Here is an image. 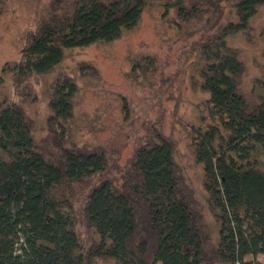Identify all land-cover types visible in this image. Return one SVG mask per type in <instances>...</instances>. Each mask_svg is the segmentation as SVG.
I'll return each mask as SVG.
<instances>
[{
    "label": "trees",
    "instance_id": "1",
    "mask_svg": "<svg viewBox=\"0 0 264 264\" xmlns=\"http://www.w3.org/2000/svg\"><path fill=\"white\" fill-rule=\"evenodd\" d=\"M150 5L160 6L178 30L201 26L186 60L192 84L208 94L192 145L218 223L214 242L164 135L136 149L119 183L104 179L89 186L79 212L76 196L107 170L108 157L72 140L79 91L74 78L59 75L48 88V149L36 142L25 113V101L37 98L33 78L56 70L69 49L112 42L136 29ZM262 5L264 0H49L27 32L19 60L3 69L21 100L0 97V264H264L256 259L264 255V63L245 89L246 62L231 43L237 35L250 36ZM257 33L264 41V27ZM78 221L91 235L86 243Z\"/></svg>",
    "mask_w": 264,
    "mask_h": 264
},
{
    "label": "rangeland",
    "instance_id": "2",
    "mask_svg": "<svg viewBox=\"0 0 264 264\" xmlns=\"http://www.w3.org/2000/svg\"><path fill=\"white\" fill-rule=\"evenodd\" d=\"M48 2L0 0V97L21 100L12 76L3 69L19 60L26 34L35 27L38 12ZM252 23L250 36L240 34L231 39L246 62L243 86L247 90L264 63V41L257 33L264 27V5ZM200 29V25H193L178 30L163 16L160 6L150 5L136 29L112 42L69 49L56 70L32 79L37 98L27 99L24 109L38 145L45 149L53 145L47 122L48 88L51 81L65 74L79 87L74 98L72 140L81 147L101 149L108 157L107 170L97 174L76 196L79 212L89 186L104 179L119 183L136 149L161 133L173 146L178 176L192 191L202 225L213 242L217 239L218 223L209 209L203 167L192 145L193 128L207 115L208 94L192 84L186 60L191 43L200 38ZM151 60L153 63L148 62ZM78 230L86 243L91 235L82 221H78ZM253 258L247 256L248 260ZM256 259L263 261L264 255ZM95 264L113 263L99 260Z\"/></svg>",
    "mask_w": 264,
    "mask_h": 264
}]
</instances>
